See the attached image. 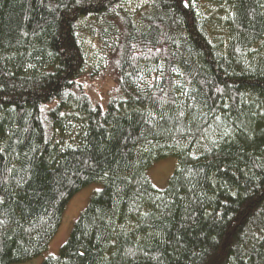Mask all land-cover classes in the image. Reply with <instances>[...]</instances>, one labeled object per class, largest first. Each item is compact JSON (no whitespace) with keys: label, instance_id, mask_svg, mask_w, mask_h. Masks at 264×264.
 I'll return each mask as SVG.
<instances>
[{"label":"trees","instance_id":"1","mask_svg":"<svg viewBox=\"0 0 264 264\" xmlns=\"http://www.w3.org/2000/svg\"><path fill=\"white\" fill-rule=\"evenodd\" d=\"M93 181L40 264H264V0H0V264L41 253Z\"/></svg>","mask_w":264,"mask_h":264},{"label":"rangeland","instance_id":"2","mask_svg":"<svg viewBox=\"0 0 264 264\" xmlns=\"http://www.w3.org/2000/svg\"><path fill=\"white\" fill-rule=\"evenodd\" d=\"M129 8L141 6L146 0H123ZM85 19L82 18L81 22ZM215 22V21H214ZM212 31L216 35L222 33L218 23H212ZM81 46L83 47L86 59L91 67H100L103 61V51L97 38L90 32L80 31L78 33ZM90 71V70H89ZM82 83L93 96L103 99L110 87L108 78L92 76L91 72L82 77ZM80 129L74 122H68L60 134V143L76 144L79 141ZM175 163L174 156L168 155L154 160L146 169V173L151 182L157 187H163ZM100 186L99 181H93L79 188L66 202L62 211L61 220L55 233L51 236L46 247L38 255L22 262L13 264H40L42 259L48 255H55L60 245L66 240L72 222L77 216L80 209L86 204L89 195L93 190Z\"/></svg>","mask_w":264,"mask_h":264}]
</instances>
